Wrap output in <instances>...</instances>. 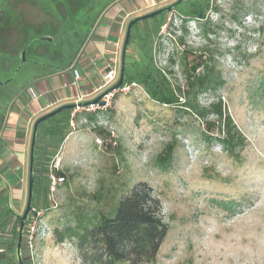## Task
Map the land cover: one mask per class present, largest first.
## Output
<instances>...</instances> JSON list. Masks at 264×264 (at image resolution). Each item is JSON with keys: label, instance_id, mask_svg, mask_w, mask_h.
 Instances as JSON below:
<instances>
[{"label": "rangeland", "instance_id": "1", "mask_svg": "<svg viewBox=\"0 0 264 264\" xmlns=\"http://www.w3.org/2000/svg\"><path fill=\"white\" fill-rule=\"evenodd\" d=\"M124 1L132 3L131 0H98L88 10L86 19L97 15L101 20L115 5L123 7ZM175 1L150 5L138 16ZM198 3L199 0H189L166 13L165 24L158 31L160 46L155 50L154 43L145 39L151 24H138L126 51L125 77H131L123 85L126 91L112 92L102 108L71 113L74 120L70 121L69 133L48 165L50 174V164L58 160L57 171L69 177L68 184L62 182L52 190L50 182L45 200H42L44 192L39 193L41 197L36 200L39 217L28 222L30 232L24 238L27 244L24 254L30 264H82L75 246L67 241L56 245L43 224L51 217L64 215L69 199L75 198L77 202L81 193L100 191L105 195L109 191L124 196L139 183L150 188L167 226L154 264H264V0H209L206 20L183 22L184 13ZM203 22L213 30L207 38L199 29ZM182 25L186 34L181 31ZM46 27L41 25L40 34L48 33ZM182 35L183 44H179ZM43 44L32 37L24 59L10 58L0 50L3 83L0 126L5 105L22 92L38 71L32 62L38 59L53 65L49 55L33 54L43 50ZM72 48H65L68 51L63 61L72 59ZM183 50L197 54L205 50V56L215 61L223 85L215 94L200 95L198 103L208 107L218 99L222 101L223 109L246 139L239 153L240 163L229 158L216 142L203 140L201 121L182 113L180 107L169 108L150 100L143 84L137 81L145 74L153 84L161 85L166 78L174 85H182L179 61ZM4 61L7 68L3 67ZM119 66L120 61L117 80ZM82 112L95 113L96 122L88 123L83 116L76 122ZM207 120L214 122L215 116L209 114ZM167 143L175 148L168 167L163 170L155 166L154 160ZM28 162L29 147L24 158L21 190H10L12 208L19 215L26 204ZM16 178L14 174L10 179ZM5 194V190L0 192V227L5 224L9 233L13 226L11 216L1 220L5 214L2 210ZM85 197L82 201L87 202Z\"/></svg>", "mask_w": 264, "mask_h": 264}, {"label": "trees", "instance_id": "2", "mask_svg": "<svg viewBox=\"0 0 264 264\" xmlns=\"http://www.w3.org/2000/svg\"><path fill=\"white\" fill-rule=\"evenodd\" d=\"M188 1L180 0L175 8L181 7ZM208 1L199 0L198 6L192 5L191 10L185 12L183 16L181 15L182 21L186 23L190 19H194L196 22L206 20L205 10L208 8ZM165 15L166 13H163L142 21L151 24V29L146 32L145 39L154 43V50L157 45L160 46L158 31L165 24ZM84 16L87 17V14ZM98 18L99 16L95 15L91 21L95 23ZM142 22L136 23L131 28V33ZM199 29L205 38L213 33L206 22L201 23ZM181 31L186 34L184 25L181 26ZM88 32L85 30V34L79 39H74L70 30L64 33L59 31L58 34L50 33L53 37L52 43L41 39V36L45 34H37L35 37L45 46L43 52L37 56L49 55L50 59H53L51 61L53 65L47 64L44 60H35L32 63L38 71L31 78L37 79L69 69L74 62L75 54L83 46ZM183 37V35L179 37V44H183ZM26 45L20 44L16 50L24 49ZM129 45L130 39L127 47ZM71 47H74L71 51L73 52L72 59L65 60V62L62 60L64 53L68 51L65 48ZM169 61L172 63V58ZM179 66L183 76L182 85H174L166 78L161 85L153 84L152 81H148L145 74L143 79L139 76L137 81L143 84V89L150 100L169 108L180 107L179 110L182 113L194 116L201 121L203 140L216 142L229 158L240 163L239 153L245 147L246 139L236 128L226 110L223 109L222 101L218 99L208 107L198 103L200 95L215 94L223 85L220 73L215 69V61L211 57L205 56V50H200L198 54L192 50H183ZM125 68L124 64V77ZM130 81L131 77L126 76L123 85ZM72 112L73 110L63 111L38 126L33 170L32 208L35 212H38L36 200L39 193L44 192L42 200H45L47 196L45 193L49 191V161L56 155L57 149L69 133L70 121L74 120L71 117ZM209 114L215 116L214 122L207 120ZM79 116H83L88 123L96 122L95 113L82 112L77 115L76 122L79 121ZM174 148L172 143H167L161 153L155 157V166L165 170L172 159ZM52 172L57 178H62V182L67 186L69 177L63 171L53 170ZM84 196H86L87 202L82 201ZM78 198L80 199H77V202L81 203L74 201L75 198H70L64 215L51 217L43 224L46 230L52 234L56 245L66 241L72 243L79 253L82 264H154L159 248L165 239L167 226L159 215L158 201L152 196L150 188L145 183L137 184L124 196L109 191L102 195L100 191H96L87 195L81 193ZM90 203L96 204L91 206ZM4 204L2 210H5V214L1 220L4 221L6 216L10 215L13 226L9 233H7L5 224L0 227V264H17L16 242L20 224L19 216L21 215L15 213L8 205L6 197ZM13 217L16 218L14 221ZM31 217H33L32 214L26 220L23 231L21 248L24 252L27 251L24 239L26 225ZM23 260L24 264H30L28 257H24Z\"/></svg>", "mask_w": 264, "mask_h": 264}, {"label": "crops", "instance_id": "3", "mask_svg": "<svg viewBox=\"0 0 264 264\" xmlns=\"http://www.w3.org/2000/svg\"><path fill=\"white\" fill-rule=\"evenodd\" d=\"M154 1L159 3L165 0ZM131 2L124 1L123 7L115 5L107 17L103 16L99 20L79 57L69 69L37 79L31 78L22 92L5 105L0 126V192L5 190L7 195L6 185L9 194L11 189L18 192L21 190L24 158L33 123L38 117L59 106L75 103V97H80L84 102L99 95L94 90L100 85L106 66L113 57L112 52L121 50L125 24L150 6L148 0ZM118 14L122 15L117 18ZM74 69L80 73V79L75 85L72 84ZM29 87L36 91V99L29 97ZM14 174L18 179L11 180Z\"/></svg>", "mask_w": 264, "mask_h": 264}, {"label": "flooded vegetation", "instance_id": "4", "mask_svg": "<svg viewBox=\"0 0 264 264\" xmlns=\"http://www.w3.org/2000/svg\"><path fill=\"white\" fill-rule=\"evenodd\" d=\"M96 1L98 0H0V50L7 52L10 58L21 56L24 59L25 54L29 51L31 38L40 34L41 25L47 26L49 32V35L41 36V39L49 43L53 42L50 33L58 34L59 31L64 33L70 30L74 39H79L85 34V31L81 30L86 27L85 29L89 32L85 37L84 46L99 22L97 19L93 23L92 18L87 20L84 16L88 10H92ZM20 44L27 45L24 49L17 51L16 48ZM83 46L75 54L74 61L79 57ZM33 52L37 57L43 50L38 49ZM7 64L4 61L3 67L7 68ZM7 82L9 83V81ZM7 82L6 84H8ZM0 86H3V83L0 82ZM15 219L13 217V221ZM24 253L21 249L23 264V259L26 257Z\"/></svg>", "mask_w": 264, "mask_h": 264}, {"label": "water", "instance_id": "5", "mask_svg": "<svg viewBox=\"0 0 264 264\" xmlns=\"http://www.w3.org/2000/svg\"><path fill=\"white\" fill-rule=\"evenodd\" d=\"M180 3V0H177L175 3L157 9L155 11L143 14L141 16H138L132 20L129 21L125 34H124V39L121 47V54H120V66H119V75H118V80L113 85L112 87L108 88L107 90L103 91L100 93L97 97H95L93 100L88 101V102H81L78 104L72 103V104H65L62 106H59L50 112L38 117L35 122L33 123L32 127V134H31V141H30V146H29V162H28V180H27V197H26V204L24 211L21 216H19L20 224H19V230H18V237H17V242H16V256H17V261L18 264H23L22 259H21V245H22V238H23V231L25 227V222L28 219L29 215L32 214L34 218L37 217V212H35L32 208V201H33V188H34V175H33V170H34V148L36 145V138H37V130L38 126L47 121L48 119L60 114L63 111L66 110H74L77 107H88L90 105H99L101 107L106 105L105 100H103L107 95L114 91H118L121 89L124 83V64H125V54H126V49L127 45L130 39V34H131V28L138 22H142L144 20H148L151 18H154L155 16H158L163 13H169L174 8L177 6V4ZM7 189V203L11 207L10 203V194H9V189L6 185ZM12 208V207H11Z\"/></svg>", "mask_w": 264, "mask_h": 264}, {"label": "built area", "instance_id": "6", "mask_svg": "<svg viewBox=\"0 0 264 264\" xmlns=\"http://www.w3.org/2000/svg\"><path fill=\"white\" fill-rule=\"evenodd\" d=\"M149 2H150L151 6H155L156 5V2L154 0H149ZM119 54H120V52H118L117 50L112 52V56L113 57L110 60V62L107 64L106 71L103 73V75L101 77L100 85L94 90V93H99L101 91L102 92L105 91L108 87H110L117 80V67H118V64H119V61H120ZM79 79H80V73H79L78 70L74 69L73 70V83L72 84L75 85L76 82L79 81ZM126 88L127 87L122 86L121 89H119L118 91H122V92L126 91ZM27 93H28V95L31 98H33V99L37 98V93L32 87H29L27 89ZM110 94H112V93H110ZM110 94L107 95L103 100L108 99ZM75 99H76L75 104H78V103L82 102L80 97H75ZM96 108H102V107L99 106V105H90L88 107H77L76 109L73 110V112H76L78 110L90 111V110H95ZM58 166H59V161L54 159L52 161V163L50 164V167H49V169H50L49 179H50V182H51V189L52 190L54 189V187L57 184L62 183V180H63L62 178H57L54 175V173L52 172L53 170L57 171L58 170ZM38 217H39V213L37 214L36 218H34V217L29 218L28 222H33L32 220H38ZM29 226H30V224L27 223V225H26V233L30 232L29 228H28ZM31 229L33 230L32 227H31Z\"/></svg>", "mask_w": 264, "mask_h": 264}]
</instances>
